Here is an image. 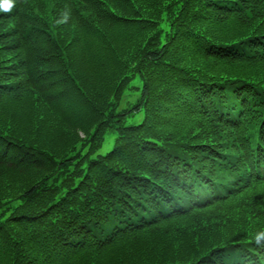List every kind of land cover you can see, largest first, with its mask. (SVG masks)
Listing matches in <instances>:
<instances>
[{
    "label": "trees",
    "instance_id": "trees-1",
    "mask_svg": "<svg viewBox=\"0 0 264 264\" xmlns=\"http://www.w3.org/2000/svg\"><path fill=\"white\" fill-rule=\"evenodd\" d=\"M259 232L264 0H0V264H264Z\"/></svg>",
    "mask_w": 264,
    "mask_h": 264
},
{
    "label": "rangeland",
    "instance_id": "rangeland-1",
    "mask_svg": "<svg viewBox=\"0 0 264 264\" xmlns=\"http://www.w3.org/2000/svg\"><path fill=\"white\" fill-rule=\"evenodd\" d=\"M131 89L127 90L126 95L122 99L118 111H126L129 108H133L141 98V92L143 88V80L140 75H137L131 82ZM145 115V110L141 106L139 109H133L126 113L124 116V124H138L142 122ZM118 137V130L116 128H111L104 133V141L102 146L98 149L95 156L99 154H105L114 148L116 139ZM163 229V228H162ZM164 230V229H163Z\"/></svg>",
    "mask_w": 264,
    "mask_h": 264
},
{
    "label": "clouds",
    "instance_id": "clouds-1",
    "mask_svg": "<svg viewBox=\"0 0 264 264\" xmlns=\"http://www.w3.org/2000/svg\"><path fill=\"white\" fill-rule=\"evenodd\" d=\"M254 241L257 245H261L264 246V244H262V241H264V232H259L254 236Z\"/></svg>",
    "mask_w": 264,
    "mask_h": 264
}]
</instances>
